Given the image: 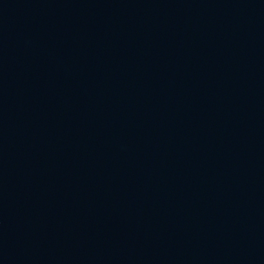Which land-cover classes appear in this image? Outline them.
<instances>
[{
  "label": "water",
  "instance_id": "1",
  "mask_svg": "<svg viewBox=\"0 0 264 264\" xmlns=\"http://www.w3.org/2000/svg\"><path fill=\"white\" fill-rule=\"evenodd\" d=\"M0 264H264V0H0Z\"/></svg>",
  "mask_w": 264,
  "mask_h": 264
}]
</instances>
